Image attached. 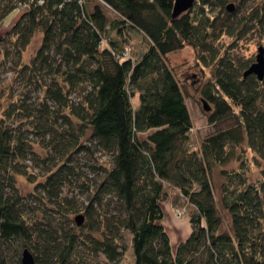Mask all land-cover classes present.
I'll use <instances>...</instances> for the list:
<instances>
[{"label":"trees","instance_id":"obj_1","mask_svg":"<svg viewBox=\"0 0 264 264\" xmlns=\"http://www.w3.org/2000/svg\"><path fill=\"white\" fill-rule=\"evenodd\" d=\"M173 5L0 0V29L17 12L0 36V77L10 73L0 79V264H21L25 249L35 264H116L126 234L133 264H264V172L250 182L241 158L264 161V77H243L255 59L234 53L246 36L264 38V0H196L176 18ZM184 47L210 71L199 94L212 131L197 148L168 61ZM20 178L35 183L31 193ZM165 202L187 213L175 246ZM79 213L82 224L77 215L68 226Z\"/></svg>","mask_w":264,"mask_h":264},{"label":"rangeland","instance_id":"obj_2","mask_svg":"<svg viewBox=\"0 0 264 264\" xmlns=\"http://www.w3.org/2000/svg\"><path fill=\"white\" fill-rule=\"evenodd\" d=\"M17 16V12H14L10 14L4 22L3 27L0 29V36L7 31L10 26V22ZM16 19V18H15ZM14 19V20H15ZM13 20V21H14ZM12 21V22H13ZM39 35H36L30 45L26 48L25 52L23 53V61L28 62L31 56L34 54L35 50L37 49L39 45ZM226 41V40H225ZM227 42V41H226ZM141 41L139 38H135L132 41V48L133 53L132 56L136 57L138 56L140 50H141ZM259 47H262L264 49V38L258 39L257 35L254 36H246L241 42L238 44V48L235 49V55H245L246 58H249L251 56L254 57L257 55V50ZM168 61L170 66L173 68L175 75L179 82L181 84H184V89L186 93V105L190 114V118L192 121V131L190 133V143L192 147L197 148L200 141L207 136L209 133H211L212 128L207 123L205 111L202 106V100L199 94V89L204 85L206 80L210 77V71L206 68H201L196 60V54L190 47H184L182 50L176 51L174 53H171L168 56ZM2 77L5 78L4 82H8L10 79V73L6 72L1 75L0 79ZM17 85V84H16ZM19 87V85H17ZM14 86V89L18 90L19 88ZM74 97V96H73ZM134 102H136V99H133ZM142 138H144V135H141ZM35 143L33 144L32 150L37 153L38 155L43 156L44 151L36 142V140H33ZM241 156L242 161H244V170L246 171V176H248V179L250 182H256L260 177L261 173L264 172V161H261L253 156L251 152L248 150L243 153ZM87 158H82V163H87ZM28 164L33 165L32 171L34 174H41L42 166L41 164L34 165L31 160L28 161ZM237 163L231 162L228 165H226L225 169L231 170L233 168H237ZM86 171V170H84ZM218 170L213 174L212 176V183L214 186V196L217 200L219 198V185L222 182V179L218 176ZM37 181H42V178H39ZM34 184L28 183L25 179L20 178L17 183V187L19 192L22 195H27L33 191ZM75 199H78L79 201L83 200L84 196H79V194H75ZM78 196V197H77ZM33 206L35 208L42 210V207L38 204V202H35V200H32ZM176 209H180L183 211V215L181 218H177L175 215V210L172 211L173 218L171 219L173 221V229H170L168 227V230L172 232L174 229H178L181 232H184L186 230V210L183 209L184 207L181 205V202H179L176 206ZM82 213L70 216L69 218V224L68 226H72L75 223H73V219L77 215H81ZM224 226L227 228V222ZM63 226H67V224H63ZM125 243H126V252L123 254V256L118 260L116 264H133V259L130 253V247H131V237L129 234L125 235ZM178 241V240H177Z\"/></svg>","mask_w":264,"mask_h":264},{"label":"water","instance_id":"obj_3","mask_svg":"<svg viewBox=\"0 0 264 264\" xmlns=\"http://www.w3.org/2000/svg\"><path fill=\"white\" fill-rule=\"evenodd\" d=\"M196 0H174L172 16L174 18L182 15L190 10ZM254 75L261 81L264 77V49L259 47L255 61L249 66V68L243 73V77ZM202 106L205 112L210 110V107L203 101ZM83 217L78 215L75 218L76 224L79 226L82 224ZM21 264H35L32 255L28 250H24L21 255Z\"/></svg>","mask_w":264,"mask_h":264},{"label":"crops","instance_id":"obj_4","mask_svg":"<svg viewBox=\"0 0 264 264\" xmlns=\"http://www.w3.org/2000/svg\"><path fill=\"white\" fill-rule=\"evenodd\" d=\"M162 209H163V213H164V221H163V225L166 229V231L168 232V235L170 237V241H171V244L173 246L177 245L178 242L182 239L185 238V236L189 233V225L188 223L186 222V230L184 232H181L178 230V229H174L172 230V232H170L168 230V227L170 228L171 226H173V221L171 219H174L172 216H173V213L172 211L176 209V207H173L169 202H165L163 205H162ZM170 229H173L170 228ZM178 240V241H177Z\"/></svg>","mask_w":264,"mask_h":264},{"label":"built area","instance_id":"obj_5","mask_svg":"<svg viewBox=\"0 0 264 264\" xmlns=\"http://www.w3.org/2000/svg\"><path fill=\"white\" fill-rule=\"evenodd\" d=\"M175 215L177 218H181L183 215V211L180 209H175Z\"/></svg>","mask_w":264,"mask_h":264}]
</instances>
